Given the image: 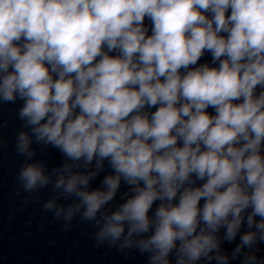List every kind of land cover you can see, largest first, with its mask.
Masks as SVG:
<instances>
[{
  "label": "clouds",
  "instance_id": "obj_1",
  "mask_svg": "<svg viewBox=\"0 0 264 264\" xmlns=\"http://www.w3.org/2000/svg\"><path fill=\"white\" fill-rule=\"evenodd\" d=\"M18 100L16 179L51 186L62 230L79 217L147 264H264V0H0Z\"/></svg>",
  "mask_w": 264,
  "mask_h": 264
}]
</instances>
